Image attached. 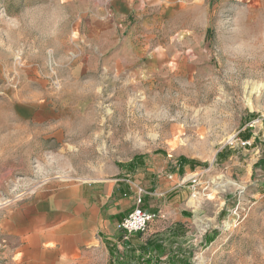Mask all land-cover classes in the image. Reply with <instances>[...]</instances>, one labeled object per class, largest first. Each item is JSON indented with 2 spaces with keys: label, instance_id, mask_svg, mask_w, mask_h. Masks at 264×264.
I'll list each match as a JSON object with an SVG mask.
<instances>
[{
  "label": "rangeland",
  "instance_id": "1",
  "mask_svg": "<svg viewBox=\"0 0 264 264\" xmlns=\"http://www.w3.org/2000/svg\"><path fill=\"white\" fill-rule=\"evenodd\" d=\"M19 90L36 120L8 117ZM0 108V264H35L18 210L46 182L175 163L142 236L181 212L174 255L264 264V0H0Z\"/></svg>",
  "mask_w": 264,
  "mask_h": 264
},
{
  "label": "crops",
  "instance_id": "2",
  "mask_svg": "<svg viewBox=\"0 0 264 264\" xmlns=\"http://www.w3.org/2000/svg\"><path fill=\"white\" fill-rule=\"evenodd\" d=\"M41 100L38 91L27 94L19 90L5 96L4 105L9 107L10 119L29 122L38 118ZM172 167L175 172L170 177L149 168H136L123 169L109 178L46 182L18 210L21 220L27 222L26 231L21 232L22 240L27 237L22 244L26 258L35 264H96L99 255L106 253L107 259L109 245H124L120 223L136 206L139 196L145 208L170 215L164 195L176 186L179 164ZM177 214L170 223L151 227L146 237L142 233L140 241L139 233L131 234L129 240L136 246L171 224L184 221L183 214ZM165 257L168 254L161 259Z\"/></svg>",
  "mask_w": 264,
  "mask_h": 264
},
{
  "label": "trees",
  "instance_id": "3",
  "mask_svg": "<svg viewBox=\"0 0 264 264\" xmlns=\"http://www.w3.org/2000/svg\"><path fill=\"white\" fill-rule=\"evenodd\" d=\"M244 136H249V134ZM177 227H179V224ZM138 233L141 237L142 232ZM176 239L177 236L165 237L164 233L157 232L136 246L130 240H124L126 256L120 253L117 244H113L110 247L111 258L109 264H153V262H160L161 256L165 254H168L167 262L162 264H190L189 259L183 253L180 252V255H174L178 252L172 249L167 250L168 245L175 243Z\"/></svg>",
  "mask_w": 264,
  "mask_h": 264
},
{
  "label": "built area",
  "instance_id": "4",
  "mask_svg": "<svg viewBox=\"0 0 264 264\" xmlns=\"http://www.w3.org/2000/svg\"><path fill=\"white\" fill-rule=\"evenodd\" d=\"M250 125H253L251 123ZM249 141H243L247 144ZM157 216V213L145 208L142 205V195L138 197L136 206L123 218L120 223L124 230V235H130L134 232L144 231L149 223Z\"/></svg>",
  "mask_w": 264,
  "mask_h": 264
}]
</instances>
